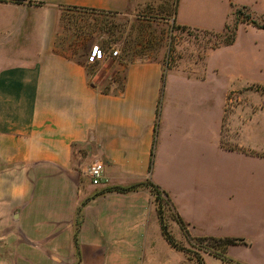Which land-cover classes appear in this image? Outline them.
Instances as JSON below:
<instances>
[{"label": "crops", "instance_id": "obj_1", "mask_svg": "<svg viewBox=\"0 0 264 264\" xmlns=\"http://www.w3.org/2000/svg\"><path fill=\"white\" fill-rule=\"evenodd\" d=\"M258 1L0 0V264H198L164 237L148 186L106 191L147 181L178 242L241 239L205 264H264V28L240 23L199 71L112 58L92 18L155 12L220 34L232 5Z\"/></svg>", "mask_w": 264, "mask_h": 264}, {"label": "rangeland", "instance_id": "obj_2", "mask_svg": "<svg viewBox=\"0 0 264 264\" xmlns=\"http://www.w3.org/2000/svg\"><path fill=\"white\" fill-rule=\"evenodd\" d=\"M232 7L234 11L239 6L232 5ZM250 9L254 15L262 16V19L254 17L257 21H264V0H259L254 9ZM232 17L231 23L234 20L233 13ZM92 18L101 23L100 29L96 32L97 42L103 49L118 48L117 60L120 61L119 58L132 60L136 57L159 58L164 60L165 68L181 67L190 70L197 65L200 71V64L208 49L221 46L230 35L229 31L212 34L200 30H182L174 26L170 19H164L155 12L101 15ZM252 39L258 43L264 42V35H252ZM261 51L264 53V48H261ZM112 62L114 60L108 59L97 63V79L107 75L106 70ZM165 210L167 215L172 213L168 206H165ZM182 243L189 251L196 252L205 258L208 254L221 250L220 245L212 240L202 243L200 240L188 239L187 241L182 240ZM200 243L205 249H198ZM207 250L213 252L209 253ZM208 264L217 263L210 258Z\"/></svg>", "mask_w": 264, "mask_h": 264}, {"label": "trees", "instance_id": "obj_3", "mask_svg": "<svg viewBox=\"0 0 264 264\" xmlns=\"http://www.w3.org/2000/svg\"><path fill=\"white\" fill-rule=\"evenodd\" d=\"M233 15H234L233 22L226 25L225 30H224L225 32L229 31L230 35L224 42H222V45H228V44L233 43V41L235 39L237 27L240 23H249V24H252L253 26H256L258 28H264V21L263 22L257 21V18L259 17L260 19H262V16L261 15H254L253 12L250 10V8L247 6L237 7L233 11ZM254 17H257V18L255 19ZM177 27L179 29H182V30H184L186 28V27H179V26H177ZM203 32L213 34V32H210V31H203ZM164 77H165V75H164ZM164 80H165V78H163V83H164ZM142 185L148 186L150 188L152 194L154 195V200L157 204L158 215L160 218L162 233H163L164 237L166 238V240L173 247H175L179 250L185 251L186 253H188V255L194 257L196 259V261L198 262V264H205L203 257L198 255V253H196V252L193 253L192 251H189L188 249H186L183 246L182 243L178 242L177 240H175L173 238V236H172V234L168 228L167 221H168L169 217L174 219L176 217V215L174 214V212L171 208V204H170L168 196L164 192H162L157 185L153 184L150 181H147L145 183H137V184H134V185L129 186V187H118V186L117 187H111V188L106 189V191L118 190L121 192H126V191L134 190V189H136ZM165 206L166 207L168 206V208L170 207V210L172 212L170 215H167L166 210H165ZM179 222H180V220H179ZM196 240H200L202 243L206 240H212L215 243H217L218 245H220V247H221L220 251L213 252V251L207 250L209 253L213 252L212 253L213 255L220 256V257L221 256L223 257L222 253L225 251V249L228 245L235 244V243L241 241V239H238V238H224V239L197 238ZM202 243L198 244V247H199L198 249H205V247H204V245H202ZM233 264H240V263L233 262Z\"/></svg>", "mask_w": 264, "mask_h": 264}, {"label": "built area", "instance_id": "obj_4", "mask_svg": "<svg viewBox=\"0 0 264 264\" xmlns=\"http://www.w3.org/2000/svg\"><path fill=\"white\" fill-rule=\"evenodd\" d=\"M105 55L106 54L102 52L100 48L95 46L94 49L92 50V53L89 55V60L94 61L95 59H100L104 57ZM107 55L112 58L117 57L119 55L118 48L110 49V52ZM87 173H88L91 183L93 185H98L102 179V163L99 161L93 162L89 166Z\"/></svg>", "mask_w": 264, "mask_h": 264}]
</instances>
